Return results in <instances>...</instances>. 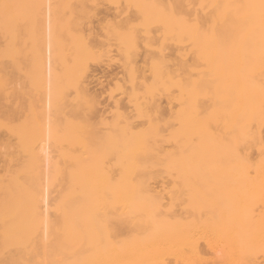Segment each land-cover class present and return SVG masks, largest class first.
Segmentation results:
<instances>
[{
  "label": "bare ground",
  "instance_id": "obj_1",
  "mask_svg": "<svg viewBox=\"0 0 264 264\" xmlns=\"http://www.w3.org/2000/svg\"><path fill=\"white\" fill-rule=\"evenodd\" d=\"M124 2L146 19L168 23L167 29L170 10L182 11L173 26L183 43L180 68L174 64L179 70L152 59L153 79L133 85L129 95L143 116L147 108L159 109L152 100L156 85L175 86V125L166 137L168 120L147 114L145 126L135 128L123 115L114 182L106 170L97 172L101 158L93 164L85 146L83 155L65 150L66 179L51 216L39 200L33 143L40 132L26 125L22 180L0 185V264H264V0ZM14 14L12 0H0V32L9 42ZM129 25L120 36L127 60L139 32ZM73 125L64 130L68 146L81 132ZM165 141L172 148H164ZM166 177L165 186H154Z\"/></svg>",
  "mask_w": 264,
  "mask_h": 264
},
{
  "label": "rangeland",
  "instance_id": "obj_2",
  "mask_svg": "<svg viewBox=\"0 0 264 264\" xmlns=\"http://www.w3.org/2000/svg\"><path fill=\"white\" fill-rule=\"evenodd\" d=\"M157 2L160 7L172 4V0ZM12 4L15 9L12 41H7L0 32V185L15 177L22 180V170L28 161L22 135L26 125L36 124L40 139L33 145L40 157L39 200L42 211L51 216L53 199L66 179L68 162L62 157L65 150L73 147L75 155H83L86 150L91 157L95 156L94 160L91 158L93 164L101 158L98 160L101 167L97 162L94 164L99 167L97 172L106 170L104 173L108 172L114 182L117 179L114 143L123 115L130 117L135 128L145 126L147 114L153 120L160 119L161 123L168 120L170 125H163L166 137L168 130L174 127L171 115L179 106V90L175 86L166 91L163 85H156L152 100L159 109L155 112L147 108L143 116L139 115L136 101L133 103L129 95L133 85H139L143 79L150 83L153 79L149 70L152 59L171 68L176 63L180 68L183 43L179 30L175 28V32L173 26L177 25V16L179 19L182 11L179 9V13L174 7L172 10L176 12L170 10L172 18L169 17L167 29L168 23L155 21L157 18L146 19L133 4L128 6L124 0H12ZM126 21L129 22L126 25L139 31L138 42L130 48L129 60L120 43ZM8 42L12 53L6 50ZM47 49L50 51V72L46 70L49 76L44 71L48 66L43 63ZM174 69L175 66L172 71L179 70ZM138 98L143 101L142 97ZM69 122L77 124V127L73 125L75 131H81H77V143L72 146L63 139ZM82 137L85 141L81 143ZM162 146L172 148L173 143L165 141ZM161 179L154 184L158 189L170 180Z\"/></svg>",
  "mask_w": 264,
  "mask_h": 264
}]
</instances>
